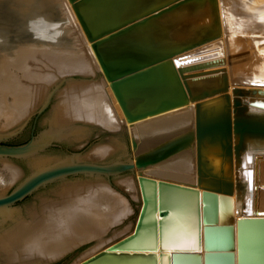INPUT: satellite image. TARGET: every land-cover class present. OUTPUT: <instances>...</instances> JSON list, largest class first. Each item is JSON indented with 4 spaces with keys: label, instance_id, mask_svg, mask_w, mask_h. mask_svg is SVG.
<instances>
[{
    "label": "water",
    "instance_id": "obj_1",
    "mask_svg": "<svg viewBox=\"0 0 264 264\" xmlns=\"http://www.w3.org/2000/svg\"><path fill=\"white\" fill-rule=\"evenodd\" d=\"M67 1L100 72L65 0H0V264H73L130 232L139 206L132 232L81 264H156L177 212L202 221L206 258L234 264L218 203L235 191L237 213L254 215L251 191L264 193L251 176L264 92L230 95L222 59H183L220 37L218 0ZM204 6L207 23L167 21ZM259 209L236 221L249 251ZM198 247L166 259L200 264Z\"/></svg>",
    "mask_w": 264,
    "mask_h": 264
},
{
    "label": "bare ground",
    "instance_id": "obj_2",
    "mask_svg": "<svg viewBox=\"0 0 264 264\" xmlns=\"http://www.w3.org/2000/svg\"><path fill=\"white\" fill-rule=\"evenodd\" d=\"M66 3H68L67 0H65ZM69 4V3H68ZM70 6V4H69ZM71 8V6H70ZM72 10V9H71ZM73 12V11H72ZM74 15V14H73ZM234 15V14H233ZM229 14L226 15L225 17V23L223 21V18H222V13H221V10H220V4H219V0H218V16H219V23H220V29H221V35L218 39H216L215 41H212L208 44H205L203 46H200V47H197L187 53H185L183 56H185L183 59H191V58H197V57H204V48L212 45L213 47H217L218 49H220L217 54H215V58L217 59H222L224 61V64H223V68H225L226 70L228 69V61L226 60V57H227V53H226V45L227 47L230 49V50H240L242 47V45H244L245 47H248V50L251 54V59L254 61L253 62V65H254V69L257 71V77L256 78H253V79H250L249 78H244L245 81H244V86H241L240 88H244V89H251V90H256V91H260V92H264V43H262L261 41L264 40L263 38L262 39H253L252 37V34H254L255 32H252V31H248L247 33V30L244 29V26H245V23H247L246 20H248L250 23H254V25H257L261 24V27H262V32H264V6L261 7V8H255L254 12L252 11V13H250L249 15L246 14V16H244L241 20L243 21H236V18ZM75 17V16H74ZM76 19V18H75ZM246 19V20H245ZM259 20V21H258ZM77 21V20H76ZM244 21H246L244 23ZM77 24V23H76ZM224 24L226 25L227 29H228V32H229V35H228V38H227V41L226 39H224ZM78 28H79V25L77 24ZM80 32H81V35L84 39V41L86 43H88L81 31V29L79 28ZM237 44H241V45H237ZM237 45V46H236ZM262 46V47H261ZM88 49L91 53V56L97 66V68L99 69L98 67V64L93 56V53L90 49V44L88 43ZM245 49V48H243ZM203 50V51H202ZM212 53H208L206 55H211ZM243 53H241L242 55ZM205 55V56H206ZM224 55V57L222 56ZM245 55L241 56L242 58L244 57ZM235 63V61H232ZM99 72H100V69H99ZM104 80V79H103ZM105 82V81H104ZM105 84L107 85V83L105 82ZM236 86L235 82H232L230 81V85H229V89H228V93L231 95V90L232 88ZM261 99L264 101V97H261ZM116 103V102H115ZM119 109V108H118ZM120 111V110H119ZM261 159V158H260ZM258 159L256 160L255 162H253V167H252V171H251V176H252V179L254 180V182L257 184V185H261L262 187L264 186V158L263 159ZM200 195L202 193V191L200 190ZM264 198V193L260 192L257 190V191H251V207H249L253 212H254V215H248V216H241L237 213L236 211V206H237V202H236V192L233 191L232 195L227 199V198H220L219 200V203H218V221L220 224V221H222V213H223V209L224 210H231L232 211V216H233V222H232V226H233V240H234V245L232 247V249H229L231 250V252H233L234 256H235V252L237 253V263L238 264H245V260H249V256H256V255H262L264 249H262V246H264V234H263V229H258V232H262L257 238L259 239H262L261 240V243L260 244H257V250L255 249L256 247H254V249H252V251H249L247 248V246L244 244V240L242 239V235L240 236V245L238 246V237H237V227H236V221L240 218H244V217H250V218H253V217H261V216H258L257 214H255V212L258 210V208H261L259 209L260 211H263L264 210V205L261 204V200ZM190 201V202H189ZM187 202V204H191V200H189ZM206 201V204H207V207H206V211L207 213L210 215H214V205H213V200L208 198L205 200ZM200 203H202L201 201V198H200ZM259 206V207H258ZM263 208V209H262ZM202 210V208L200 209V211ZM178 213V212H177ZM201 213V212H200ZM178 216L179 213H178ZM192 218V217H191ZM200 218L202 219V214H200ZM226 221V219H225ZM193 223V222H192ZM196 226V225H195ZM249 226L248 225H245V224H240V230H241V233H245L246 236H248L249 234ZM133 230V229H132ZM247 232V233H246ZM196 234H197V244L196 246H199L198 250H194V251H188V252H191V253H198L199 254V257H200V264H201V259H203V264H213L214 261L212 262L209 258H206L205 257V248H204V241H203V234H202V221L200 222V229H199V224H197L196 226ZM163 235H164V228H163ZM200 235V237H199ZM202 237V239H201ZM202 240V241H201ZM209 240V237L207 239V241ZM242 241V242H241ZM211 246V245H210ZM208 248H214V247H208ZM245 248V249H244ZM102 249V248H101ZM222 250V248H219ZM215 250V249H213ZM228 250V251H229ZM164 253V256L163 257H159V254H160V251H156V255H157V263L156 264H172L171 262V259L170 261L166 259V255H170L171 254V250L169 249H164V245H163V251ZM202 252L204 254H202ZM221 252V251H220ZM261 253V254H260ZM95 252L91 255H88L84 260L90 258L92 255H94ZM202 254V255H201ZM244 256V258H243ZM82 260L81 263L84 261ZM80 263V264H81Z\"/></svg>",
    "mask_w": 264,
    "mask_h": 264
},
{
    "label": "rangeland",
    "instance_id": "obj_3",
    "mask_svg": "<svg viewBox=\"0 0 264 264\" xmlns=\"http://www.w3.org/2000/svg\"><path fill=\"white\" fill-rule=\"evenodd\" d=\"M66 4H67L75 22L77 23L69 4L68 3H66ZM219 4H220V10L222 13V18H223V21L225 23V17H226V15H228V13L231 15L234 14L233 16L236 18V21L237 20L240 21L244 16H246V14L249 15L250 13H252V11L254 12L255 8L263 7L264 6V0H219ZM243 20H241V21H243ZM246 21H247V23H245ZM246 21H244V23H245L244 29L247 30V33H248V31L249 32L250 31L255 32L254 34H252V36H254L252 38L255 40L256 39L257 40L262 39V38L264 39V32H262L261 24L257 25V23H256V25H254V23L252 24L248 20H246ZM224 26H225V28H224V39H226V41H227L229 32H228V29H227L225 24H224ZM261 42L264 43V40H262ZM86 45L88 46V43H86ZM237 45H241V44H237ZM241 47L242 48L240 50L235 51V50H230L226 45V53H227L226 60L228 61L227 72H228V75L230 76V80L232 82H235L238 85L244 86L243 85L244 81H245L244 78H249V80L256 78L257 77V74H256L257 71L254 69V65H253L254 61L251 59V54L248 50V47H245L244 45H242ZM263 47H264V45H263ZM243 48H245V49H243ZM203 50H204L203 56H204V58H206V57L215 56V54H217V52L220 49L210 45V46L204 48ZM208 53H212V54L206 55ZM241 53H243V54L241 55ZM243 55H245V56L242 58L241 56H243ZM222 56L224 57V55H222ZM232 61H235V63ZM125 128H126V134H127L126 125H125ZM127 139H128V135H127ZM130 154H131V152H130ZM136 184H137V182H136ZM137 189H138V186H137ZM138 194H139V191H138ZM139 199H140V196H139ZM140 205H141V200H140ZM139 208H140V206H139ZM139 208H138V211H137V214H136V217L134 219V222H133V225L131 227L130 232H132V229L134 227V224H135L138 212H139ZM130 232L124 234L123 236L115 239L114 241L108 243L107 245H105L101 248L104 249L105 247L111 245L112 243L120 240L121 238H123L124 236L129 234ZM101 248H99L98 250H96L94 252L96 253V252L102 250ZM94 252H92L91 254H93ZM91 254H89V255H91ZM87 256L83 257L82 259L76 261L73 264H80L81 261L84 260Z\"/></svg>",
    "mask_w": 264,
    "mask_h": 264
},
{
    "label": "crops",
    "instance_id": "obj_4",
    "mask_svg": "<svg viewBox=\"0 0 264 264\" xmlns=\"http://www.w3.org/2000/svg\"><path fill=\"white\" fill-rule=\"evenodd\" d=\"M208 8L207 6H204L203 9L199 12H194V14H190L188 15V13H185L184 15H180L178 17V19H176L177 17H175V19H172L173 17H168L167 21L169 22L170 20H174L173 22L176 24L178 23L180 26L181 24H186V27H188V29H190L191 24L195 25L196 23H207L208 22ZM189 33V30H188ZM261 204L264 205V198L261 200ZM225 210L223 209V212ZM184 216H179V218L183 219L184 224H179V222H177L178 217L174 216V222L170 223L168 225V228H164V236H165V240L163 241V245L166 247V249H171L172 247L175 246H196L197 244V234H196V226H194L191 222L192 218H189V215H187L185 212ZM178 215V213H176ZM184 217V218H182ZM190 217H192L190 215ZM180 219V220H181ZM185 221H188L185 224ZM264 231V230H263ZM202 239V237H201ZM202 241V240H201ZM166 244V245H165ZM262 249H264V246H262ZM195 250V249H194ZM262 255H252L249 256V260H245V264H264V251L262 252ZM202 254H204L202 252ZM201 254V255H202ZM261 254V253H260ZM251 257L252 260H251ZM216 261V260H215ZM215 261L213 264H215ZM201 264H203V259H201ZM217 264H225L224 260H218ZM234 264H238L237 263V253L235 252V256H234Z\"/></svg>",
    "mask_w": 264,
    "mask_h": 264
},
{
    "label": "trees",
    "instance_id": "obj_5",
    "mask_svg": "<svg viewBox=\"0 0 264 264\" xmlns=\"http://www.w3.org/2000/svg\"><path fill=\"white\" fill-rule=\"evenodd\" d=\"M16 145H18V144H16ZM20 145V144H19Z\"/></svg>",
    "mask_w": 264,
    "mask_h": 264
}]
</instances>
